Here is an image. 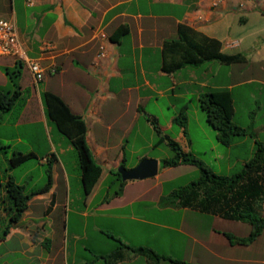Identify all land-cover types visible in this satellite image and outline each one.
I'll return each instance as SVG.
<instances>
[{"label": "crops", "instance_id": "1", "mask_svg": "<svg viewBox=\"0 0 264 264\" xmlns=\"http://www.w3.org/2000/svg\"><path fill=\"white\" fill-rule=\"evenodd\" d=\"M4 15L13 22L26 56L42 68L43 78L35 84L25 63L14 56H0V80L5 82L9 70H13L15 76L27 71V75L19 79V90L24 92L25 87L32 89L31 95L41 108V93L51 92L59 96L70 111L84 121L86 144L94 162L100 166L101 174L92 190L85 194L84 211L71 210L69 206L75 201L70 197L68 173L60 159L71 146L59 152L53 149L55 165L51 170L50 188L30 198L21 220L0 240V247L4 246L0 257L17 255L20 258L34 254L31 258L38 264H193V256L206 251L222 262L251 264L249 257L236 259L234 254L229 255L235 245L227 241L225 234L241 235L219 232L215 227L211 228L206 242L199 244L201 248H190L192 261L188 262L171 255L167 256L171 261L155 260L147 251L157 253L155 250L131 244L123 235L110 230L106 237L115 238L113 240L121 244L110 247L109 244L106 247H98L97 244L92 249L85 247L84 251L90 256L81 262L76 261L77 246L66 241L69 234L66 228L62 230L64 238L60 237L57 247L46 249L43 244L56 236L57 230L51 228L49 210L59 204L60 178L64 201L68 205L66 217L71 212L82 217L85 235L89 219L139 221L132 212L123 213V210H130L151 188L164 181L162 178L166 179L172 173L181 175L189 170L187 164L162 167V162L167 159L162 154L172 152L168 140L177 143L183 152L193 154L188 137V102L199 105V99L211 91L230 92L234 124L246 132L253 123L257 124L255 132L235 137L236 140L227 146L230 149L244 145L248 137L252 140L248 156L253 157L256 142H261L257 137L264 126L258 122L259 119L252 121L249 118L251 111L247 107L244 113V103L250 101L257 107L255 118L264 109V0H223L216 8L209 0H30V3L28 0H0V19ZM119 29L126 32L112 39ZM180 30L193 43H201L204 38L220 42L222 54L240 56V61L224 65L217 60H209L174 69L182 56L181 49L177 47L182 43ZM101 47L104 55L98 57ZM31 100L28 98L27 103ZM238 106L243 108L241 116L248 117V127L240 123ZM196 113L197 108L194 107ZM181 115L185 116L183 126L179 123ZM215 140L220 144L216 132ZM212 149H216L213 144ZM143 158L158 161L157 175L152 177L156 183L148 184L146 180L151 178L124 181L120 184L119 196L110 197L106 185L110 176L120 166L134 168ZM240 161L244 165L248 160ZM4 182L2 178L0 184ZM135 188L137 191H133ZM0 191L4 197L1 187ZM38 202L49 206V209L36 214L32 206ZM181 209L194 218L204 214L215 220L223 219L187 207ZM8 223L9 214L3 204L0 234ZM46 226L48 229L44 231ZM94 231L101 232L96 226ZM76 239L78 237L74 234L70 238L72 242ZM13 241L16 245H9ZM216 244L222 245L223 250H215ZM252 244L242 246V249H251ZM138 248L145 251H136ZM259 262L264 264V261ZM0 264L17 263L3 260Z\"/></svg>", "mask_w": 264, "mask_h": 264}, {"label": "rangeland", "instance_id": "2", "mask_svg": "<svg viewBox=\"0 0 264 264\" xmlns=\"http://www.w3.org/2000/svg\"><path fill=\"white\" fill-rule=\"evenodd\" d=\"M3 17V19L9 20L6 15ZM25 75H27V71L25 70L17 76H15L13 70H9L6 74L5 82L3 83V81L0 80V89L5 91L14 90V85L18 84L19 79ZM3 84L6 85L3 86ZM23 90L24 92L21 94L22 97L16 102L15 106L0 119V122L2 121V124H0V180L2 178L4 181H7L9 178L13 179L17 184L25 187L27 194L42 191L50 184L49 176L55 165V152L53 149L59 152L60 149L65 150L68 146H71V149L67 150L60 159L64 163L68 173L71 189L70 197L75 201L74 204H70L69 207L71 210L82 212L85 209L83 203L85 194L81 187V180L79 179L80 167L78 154L67 136L61 133L56 124L50 120L43 104L42 108L36 104V100L33 98L34 96L32 97L30 92L32 89L29 90L28 87H25ZM30 97L32 100L30 103H27V99ZM248 103L249 106L247 105ZM244 106V113L246 114V110L249 109V111H251V116L249 118H251L252 121L259 119L258 122L264 126V109H262V112L255 118L254 114L257 107L254 106L253 103L250 104V101L245 102ZM194 107L197 108L196 114H194ZM242 110L243 108L238 110V116H240L241 119L240 123L244 127H248V117L246 115L241 116ZM187 115L189 121L188 137L191 141V150L193 153L191 155L219 175L232 177L238 174L243 166L240 160L249 161L251 159V156L248 155L252 140L247 137V140L244 141V145H238L228 149L227 146H223L216 142L215 131L206 122L205 113L200 109L197 102H193V104L188 102ZM256 129L257 124L253 123L247 133L255 132ZM257 138L261 142L264 141V129ZM233 140H236V138ZM212 144L216 146V149H212ZM162 149L169 151L167 147H162ZM19 154H33V156L16 164L19 160ZM155 154H158V151L155 152ZM216 155H218V160L216 159ZM162 157L170 159L173 157V153L169 151L166 154H162ZM187 166L189 168L187 172L181 175L172 173L166 176V179L165 177L162 178L161 180L164 181L151 188L149 193L145 195L143 199L141 198L137 201L130 210H123V213L132 212L139 217V221L128 219L121 221L116 219H97L93 221V219H89L87 220L88 228L86 235L84 234V221L82 217L76 216L72 212L66 217L68 214V205L64 201L65 194L61 187L60 178V188L58 189L59 204L53 210H49L52 221L51 228L54 229V231L57 230V232L56 236L53 237L51 241L48 239L43 246L46 249L57 247L60 242V237L61 239L64 238L62 230L66 228L69 233L65 237L66 241L70 245L77 246L78 252L76 254V261L81 262L90 256L88 255L89 252L84 251L83 248L85 247L92 249L93 246L95 247L97 244L98 247H106V244H109V247L110 245L117 246L119 244V242L113 240L115 238L106 237V232L110 230L114 233L118 232L123 235L131 244L137 246L141 245L155 250L157 252L156 254L161 257L160 260L162 262L163 260H169L167 256L171 255L177 257L179 261L182 259L186 262L193 260V264H243L240 262H222L206 251H203L201 255L196 254L191 260V255L189 253L190 248L193 246L196 249L201 248L200 245L208 239L211 228L215 227L214 229L219 232L226 231L234 233L235 235H244L245 237L250 232V226L248 223L242 221L223 219H216L218 220L216 221L204 214L197 215L198 217L194 218V216H189L191 213H185L181 209L183 207L179 205L178 198H176L173 193L190 185L200 176V171L195 166L191 164H187ZM227 167H230V169L227 170ZM175 175L177 176L174 179L173 177H175ZM169 178L172 179L168 180ZM108 181L106 185L109 189V196L114 198L120 194L122 179L120 181L112 175ZM111 181L113 182L112 185L110 184ZM146 181L149 182L148 184L150 185L156 183L154 178ZM133 191H137V189L135 188ZM33 196H31V198ZM32 209L36 214H42L49 209V206L47 207L38 202L33 204ZM195 211L200 212L198 210ZM94 226L101 232L98 231L96 233L94 231ZM47 229V226L44 227V231H47ZM33 230L34 229L31 228V231ZM179 230H182V232H179ZM73 234L78 237L74 242L70 240ZM224 240L225 238H223V241ZM227 241L225 240L224 242ZM9 245L14 246L16 243L13 241ZM215 247L217 248H215V250H223L220 244H216ZM242 248H244L242 245H235V249L229 255L233 256L234 254L236 259H247L249 257L251 259V264H263L259 261H264V233L253 242L251 249L243 250ZM3 251L4 246L0 247V254ZM33 255L34 254H26L24 257L21 256L20 258H18L17 255L4 256L0 257V263H3V260H14L17 264H38L34 258H31ZM150 255L152 256L151 258H155L152 253H150Z\"/></svg>", "mask_w": 264, "mask_h": 264}, {"label": "trees", "instance_id": "3", "mask_svg": "<svg viewBox=\"0 0 264 264\" xmlns=\"http://www.w3.org/2000/svg\"><path fill=\"white\" fill-rule=\"evenodd\" d=\"M125 32L124 29L117 30L112 39L121 37ZM180 40L182 43H178L177 47L181 49L182 56L180 61L173 66L174 69L195 66L209 60H217L224 65H232L240 61V56L222 54L220 52L221 44L216 40L204 38L201 43H193L183 35L181 30ZM14 86V90L0 89V119L22 97L18 84ZM40 97L48 117L56 124L60 132L67 136L78 154L82 189L84 194H88L100 177L101 168L94 162L86 144L85 123L80 116L72 113L65 102L54 93L43 92ZM199 107L205 113L206 122L216 132L217 141L221 145L229 146L235 137L247 134L245 129L232 121L233 101L228 90H216L205 94L199 99ZM179 123L184 125V115L179 118ZM167 143L173 152V157L164 160L161 164L162 167L191 164L200 171L198 179L173 193L178 198L179 205L203 213L218 215L226 220L248 223L250 232L247 236L237 237L231 234H225V236L234 245L248 246L252 244L264 231V142H256L253 157L242 166L238 174L232 177L215 174L190 153L183 152L174 141L168 140ZM30 156L33 154H19L16 164ZM113 175L121 181V175L117 171ZM49 178L50 184L45 189L32 194H27L25 187L17 184L11 178L7 179L3 185L0 184L5 193V196L2 197L0 191V209L5 204V209L9 214V223L0 235V240L9 233L14 224L21 220L31 196L43 193L50 188L51 175ZM123 183L124 181H121V185ZM119 243L121 244V242ZM136 251H145V249L138 248ZM147 251L152 253L157 260L161 259L155 252Z\"/></svg>", "mask_w": 264, "mask_h": 264}, {"label": "built area", "instance_id": "4", "mask_svg": "<svg viewBox=\"0 0 264 264\" xmlns=\"http://www.w3.org/2000/svg\"><path fill=\"white\" fill-rule=\"evenodd\" d=\"M213 8L219 6L223 0H209ZM30 3V0H28ZM104 55L103 47H101L98 57ZM0 56H14L19 61L25 63L33 77L35 84H39L43 78V70L34 60L29 59L24 48L18 39L15 26L12 21L0 19Z\"/></svg>", "mask_w": 264, "mask_h": 264}, {"label": "water", "instance_id": "5", "mask_svg": "<svg viewBox=\"0 0 264 264\" xmlns=\"http://www.w3.org/2000/svg\"><path fill=\"white\" fill-rule=\"evenodd\" d=\"M118 173L122 181L145 180L157 175L158 161L151 158H143L134 168L125 169L120 166Z\"/></svg>", "mask_w": 264, "mask_h": 264}]
</instances>
